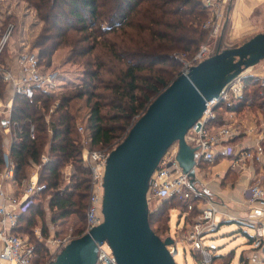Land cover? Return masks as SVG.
Returning a JSON list of instances; mask_svg holds the SVG:
<instances>
[{
    "label": "trees",
    "instance_id": "obj_1",
    "mask_svg": "<svg viewBox=\"0 0 264 264\" xmlns=\"http://www.w3.org/2000/svg\"><path fill=\"white\" fill-rule=\"evenodd\" d=\"M20 1L34 10L41 23L31 43L37 49L39 63L48 67L56 51L68 48V61L81 65L83 71L79 87L57 96L36 89L31 98L17 94L12 99L11 118L21 127L10 147L12 180L17 186L27 181L29 166L35 163L41 164L38 182L46 185L19 215L12 232L19 235L31 230L36 218L44 217L46 202L56 237L63 233L56 228L71 216L70 234L76 238L85 230L90 189V171L82 162V135L77 126L82 125L90 149L111 150L117 145L154 98L179 75L180 56L190 58L206 40L209 32L202 25L208 10L200 0ZM8 24L5 21L0 26V41ZM5 45L0 47V68L10 62ZM245 82L248 92L236 102L234 110L250 106L264 114V92L259 79L246 77ZM5 92L7 84L0 71V97ZM50 108V120L46 122ZM222 111L224 108L217 105L215 119L221 117ZM30 126L34 128L33 138L29 135ZM2 142L0 132V170ZM44 150L48 159L41 163ZM68 167L73 170L65 174ZM196 201H190L193 207L186 216L199 213ZM160 205L164 208L149 211L148 220L151 229L162 238V233L168 231L170 212L179 208L187 212V201L170 198ZM165 211L169 213L166 217ZM154 223H158L157 228ZM41 234L43 238L48 234L46 226L42 225ZM33 239L34 243H29L33 246L30 262L48 264L56 253L50 255L44 242ZM217 260L230 264L231 258L215 257Z\"/></svg>",
    "mask_w": 264,
    "mask_h": 264
},
{
    "label": "built area",
    "instance_id": "obj_2",
    "mask_svg": "<svg viewBox=\"0 0 264 264\" xmlns=\"http://www.w3.org/2000/svg\"><path fill=\"white\" fill-rule=\"evenodd\" d=\"M202 5L208 10V18L202 25L203 29L209 32L211 38L220 34L224 21V10L226 0H200ZM10 27L4 34V40L0 41V47L6 42L10 34ZM210 45L202 43L198 50L190 57L180 56V73H187L188 69L211 55ZM3 80L7 84V92L10 95L9 102L0 108V132L3 136V166L0 170V259L10 264H31L33 246L25 241L12 230L16 227L19 215L26 211L33 203L34 197L46 189L44 183L38 180L29 181L25 184L19 194L9 193L4 187L8 179H12L14 163L10 157V147L21 132L20 123L11 118V102L15 95H24L28 98L33 97L36 89L46 92L53 90V74L45 70L39 63L37 53L26 49L19 51L15 55V64L12 67H1ZM246 73L242 72L233 78L220 92L218 98L206 103V110L202 117L187 131L185 140L196 150V166L202 162H213L215 160L216 148L223 141L236 137L240 132L237 125L224 122L214 125L212 121L216 117L215 108L221 105L224 110L231 112L236 102L240 100L247 89L245 82ZM260 90L264 92V75L259 77ZM49 114L46 115V122H49ZM77 130L82 135L83 151L81 154L82 162L90 171V189L88 194L87 208L85 211V230L100 224L103 220L101 213V202L103 195V176L105 171L106 159L110 149H90L87 139L83 134L82 125L77 126ZM50 131V130H49ZM255 129H249V133H254ZM29 135L34 137V128L30 126ZM264 132L258 131L257 142L254 148H245L237 151L232 158L231 167L233 169L242 168L248 161L263 163L264 147L262 145ZM224 151V150H223ZM177 153V142L168 148L158 167L152 173L149 180L147 200L155 199L158 201L170 198H178L187 201V212L193 207L190 201L201 200L204 193L192 186L187 174L183 173L179 167L175 155ZM46 152L41 154V163L47 161ZM41 167V164L37 165ZM246 200L251 205L244 222L255 229L253 242L255 246L264 248V187L259 182H252L246 189ZM217 207L213 204L203 207L201 211L192 219L190 228L184 233L182 241L188 244L190 251L198 255V264H215V251L205 245L204 239L208 233L214 232L219 228L220 220L217 219ZM71 239L66 236L51 240L60 249ZM170 252L173 250L169 248ZM177 252V251H176ZM96 264H117L112 250L106 242L98 245Z\"/></svg>",
    "mask_w": 264,
    "mask_h": 264
},
{
    "label": "water",
    "instance_id": "obj_3",
    "mask_svg": "<svg viewBox=\"0 0 264 264\" xmlns=\"http://www.w3.org/2000/svg\"><path fill=\"white\" fill-rule=\"evenodd\" d=\"M263 59L264 32H258L237 46L217 49L177 75L111 149L103 176L102 222L71 238L48 264H96L97 247L103 242L117 264H176L173 238L159 237L149 224L150 177L177 142L175 159L194 186L197 148L186 142L187 131L202 117L207 102Z\"/></svg>",
    "mask_w": 264,
    "mask_h": 264
},
{
    "label": "crops",
    "instance_id": "obj_4",
    "mask_svg": "<svg viewBox=\"0 0 264 264\" xmlns=\"http://www.w3.org/2000/svg\"><path fill=\"white\" fill-rule=\"evenodd\" d=\"M8 1H19L26 5V3L20 0ZM26 8L33 13L34 10L31 7L26 5ZM34 22L35 26L31 29H33V32L35 33H33L32 38L37 34L41 24L36 17ZM262 27H264V0H226L224 21L219 35V42L223 41L229 46L240 40L250 38L254 34L262 31ZM22 29L23 31L27 29L30 30V27H22ZM17 51L19 50L15 49L14 52L10 51V62L7 67L14 66L15 55L18 53ZM56 52L54 54H56ZM253 71V76L255 77H261L264 75V62L253 68ZM213 121H215L212 122L214 125H220L224 122L237 125L240 127L241 132L236 137L223 141V143L216 148L215 160L213 162L202 161L203 165L206 164V168L201 164L196 166V181L193 185L197 189H200L199 191H202L205 197L201 200L197 199L195 209L200 212L203 207L210 206L211 204L217 207V219L220 220V225L216 232L219 231L220 227L229 224L252 227L244 222V218L247 216L248 211L251 208V205L246 200L247 195L245 188L249 183L256 181L264 187V159L263 163L248 161L244 167L237 169H233L231 163L233 155L237 151L245 148H254L257 142L258 131L264 132V114L258 108L245 106L244 109L238 111L234 109L231 112L224 110L221 113V117L219 119L214 118ZM252 128L255 129V132L249 133V129ZM262 145L264 147V139ZM69 171L70 168L68 167L65 174H68ZM28 172V180L22 182L19 186H17L12 179H8L4 183L6 190L9 193L19 194L21 188L29 181L34 182L38 180L39 167H37L35 163H32L29 166ZM46 205L45 202V215L48 214V208ZM175 210L177 211V214L174 215V223H172L170 216L169 224L171 231L173 228L171 237L177 242L180 241L179 237L177 238L173 234L183 228L185 217L188 215V212L181 213L179 210ZM48 219L45 223L48 229L46 237L43 238L41 234L42 225H40L39 229L36 227L35 233L37 240L44 242L50 255H53L57 252L58 249L56 248H58V245L52 243L51 240L59 239L61 236L57 235L56 237L54 225L49 217ZM36 222H41L40 218H37ZM36 224L37 223H35V225ZM23 239L27 241V237H24ZM251 239H253V237H249L248 239L250 250L241 254L239 264H264V248L262 246H255L254 242L252 244L250 242ZM181 242L183 243V241ZM212 248L215 251V257L219 258L221 256H228L231 258V264L234 257V250L218 253L216 247L212 246ZM0 264L10 263L0 259Z\"/></svg>",
    "mask_w": 264,
    "mask_h": 264
},
{
    "label": "rangeland",
    "instance_id": "obj_5",
    "mask_svg": "<svg viewBox=\"0 0 264 264\" xmlns=\"http://www.w3.org/2000/svg\"><path fill=\"white\" fill-rule=\"evenodd\" d=\"M12 5H13V7H12ZM35 17H36L35 12L33 11V13H32L31 10L26 8L25 4L20 3L19 1L18 2H15V1L9 2L8 0H0V26L5 21L9 23L8 26L6 27L5 31H3L2 35L5 34L8 27H10V30L12 31L10 33V36L7 38V40L5 42L6 43V45H5L6 55H9L10 51L14 52L15 49H17L19 51L29 49V50L35 51L37 53V49H33L31 47V43H32L34 37L36 36V34H35V36L32 38V35L35 32H33L34 30L31 29L32 27L35 26V22H34ZM12 24H15V27H12ZM22 27H30V30L27 29V30L23 31ZM12 28H14V30H12ZM39 29H40V27H39ZM260 32H264V27H262V31H260ZM219 35L220 34H218L216 37H213V38H211V36L208 35L206 40L203 42L204 44L210 45L212 52L216 49H222V48H226V47L237 46V45L241 44L243 41L248 39L247 38V39L240 40L239 42L233 43V44L228 46L223 41L220 42V44H219ZM19 51H17V52H19ZM69 51L70 50L68 48H61L60 50H58L56 52V54H54L55 56H52L50 65L48 67L44 65L45 70H47L49 73L53 74V87H52L53 91L51 93H53L54 96L55 95L57 96L59 94L64 93L65 91L72 90L76 87H79L81 84L80 79L82 77L83 69H82L81 65L74 64V63H72V61H70V62L68 61ZM263 62H264V59L261 60L258 64H256V65L248 68L247 70H245L246 76L259 79V77L253 76V72H254L253 68L259 66ZM174 71L176 72L175 69H174ZM247 92H248V86H247V89L245 90V93H247ZM9 97H10V95L8 94V92L7 93L5 92L4 96L0 97V108L1 109L3 108V105L6 104V102H9ZM11 105H12V102H11ZM136 118H137V116H136ZM134 119L135 118H133L131 121H133ZM48 120H50V116H49ZM43 153H45V150ZM36 165H39V164H36ZM203 167L206 168L207 167L206 164L203 165ZM69 168H70V170H73L72 167H69ZM66 170H67V168L64 171H66ZM70 173L71 172L69 171V174ZM250 184H252V182L246 186L245 192H246L247 187ZM160 203H161V201H158L155 199H150L148 201L149 211L154 212L157 208H159L161 206ZM166 206L168 207L169 204H167ZM34 208L37 210L39 209L36 206ZM160 208L163 209L164 207L161 206ZM33 210H31V211L34 212ZM177 210H179L181 213L183 212L181 210V208H179ZM47 213H48L47 215H45V214L43 215L44 217L40 216L41 222L35 221V223H37V224L34 225L31 228V230H28L26 234L25 233H19V236L22 238L27 237V242L30 244H33L34 243L33 238H36V233H35L36 227H38V229L40 228V225H43L45 227L46 226L45 223H46L48 217L50 218V216H51V212L49 213V211H48ZM176 214H177L176 210H174V211L172 210L170 212L172 223H174V220H175L174 215H176ZM164 215H165V217L168 216L169 215L168 211H165ZM194 217H196V215L195 216L192 215V217H191V215L186 216L183 228L180 231L178 230L176 232L177 234L176 233L173 234L177 238L179 237V240H180V241L175 242V245H174L175 249L177 251V253L174 255V261L176 262V264H198L197 255L194 252H190V248H189L188 244L181 242L183 237H184V233L190 228L189 224H190V222H192V219ZM33 218H34V216H33ZM71 222H72V217L70 216L67 218V221L65 222V224L63 226H61L60 228H56L57 230L59 229L58 231H61V230L63 231V233H61V237H64V236L65 237L66 236L72 237L70 234L71 228H72ZM166 224L168 225V231L162 233V235H161V236H163L162 238L167 237V236H172V233H173V228L171 231L169 220L166 221ZM157 226H158V223H156V224L154 223V227L157 228ZM253 236H255V229L254 228L249 227V226H245V225L239 226L238 224H229V225H225V226L220 227L219 231H217V232L215 231V232L208 233L205 236L204 242H205V245L207 247H211V248H212V246L216 247L218 253L229 251V250H234V257H233L231 264H239L241 254L243 252H247L250 250V247L248 244V241H249L248 239H249V237H253ZM250 242L253 244L252 239L250 240ZM215 264H222V263L217 260L215 262Z\"/></svg>",
    "mask_w": 264,
    "mask_h": 264
},
{
    "label": "bare ground",
    "instance_id": "obj_6",
    "mask_svg": "<svg viewBox=\"0 0 264 264\" xmlns=\"http://www.w3.org/2000/svg\"><path fill=\"white\" fill-rule=\"evenodd\" d=\"M246 73V72H245Z\"/></svg>",
    "mask_w": 264,
    "mask_h": 264
}]
</instances>
